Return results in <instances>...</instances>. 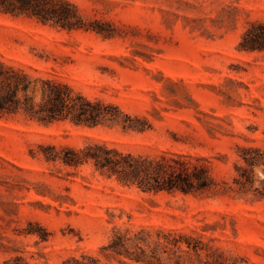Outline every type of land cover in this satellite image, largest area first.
<instances>
[{
    "label": "rangeland",
    "instance_id": "1",
    "mask_svg": "<svg viewBox=\"0 0 264 264\" xmlns=\"http://www.w3.org/2000/svg\"><path fill=\"white\" fill-rule=\"evenodd\" d=\"M68 1L108 35L0 11V60L112 103L147 128L0 116V263L86 254L121 264L101 249L113 227L145 226L199 240L185 264H264V198L142 192L91 162H47L41 148L98 142L134 155L202 156L230 184L239 147L264 146V51L236 48L251 22L264 21V0Z\"/></svg>",
    "mask_w": 264,
    "mask_h": 264
},
{
    "label": "trees",
    "instance_id": "2",
    "mask_svg": "<svg viewBox=\"0 0 264 264\" xmlns=\"http://www.w3.org/2000/svg\"><path fill=\"white\" fill-rule=\"evenodd\" d=\"M0 11L25 15L42 24L61 28L93 29L108 35L98 24L87 26L77 8L68 0H0ZM91 27V28H90ZM238 51H264V21H254L242 32ZM22 113L39 123L69 121L94 127L100 124L119 125L123 130L143 131L146 121L132 117L112 103L90 100L69 85L48 77H33L19 67L0 60V116ZM47 162L76 168L91 162L95 171L114 178L118 183L135 186L142 192L160 191L196 195L234 192L252 198H264V146L242 145L233 164L231 183L216 180L205 158L191 154L170 153L157 157L134 155L89 142L80 148L67 145L42 146ZM185 244V248L182 247ZM199 240L174 229L145 227L120 229L113 227L111 236L101 249L121 264H185L187 254H197ZM0 264H28L19 255ZM65 264H102L95 256H71Z\"/></svg>",
    "mask_w": 264,
    "mask_h": 264
}]
</instances>
